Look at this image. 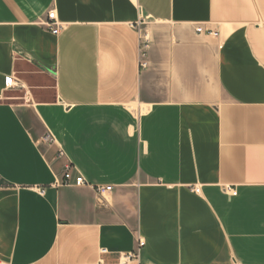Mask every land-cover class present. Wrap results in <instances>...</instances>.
I'll return each instance as SVG.
<instances>
[{
    "label": "crops",
    "instance_id": "0c3cea01",
    "mask_svg": "<svg viewBox=\"0 0 264 264\" xmlns=\"http://www.w3.org/2000/svg\"><path fill=\"white\" fill-rule=\"evenodd\" d=\"M0 264H264V0H0Z\"/></svg>",
    "mask_w": 264,
    "mask_h": 264
},
{
    "label": "built area",
    "instance_id": "2783aa9c",
    "mask_svg": "<svg viewBox=\"0 0 264 264\" xmlns=\"http://www.w3.org/2000/svg\"><path fill=\"white\" fill-rule=\"evenodd\" d=\"M44 26L49 29L53 34H59L62 30L61 24L57 21V15L55 10H50L47 14L46 20L43 22ZM198 32H202L203 29L201 27L197 28ZM149 45V38L147 36H144L143 43H142V55L143 57L146 56V49ZM143 65H146L144 62ZM19 84L13 77H8L6 79V87L8 89L15 88ZM40 144L52 146L56 145V138L54 134L51 131H47L43 134V136L38 140ZM58 157L62 158L65 157V152L62 149H59L58 151ZM61 185H74V186H85L89 185L92 186L97 193L103 195L107 192H111L113 190V186L111 185H95L93 186L91 183H89L84 176L82 175H74L73 174V164L70 161H67L64 165V174H63V180L60 183ZM195 192H200L199 187L194 188ZM227 190L231 191L232 194L236 193V190H233L230 187H227ZM137 248L130 252L122 253L120 256V261L123 263H128L131 261H138L140 262L141 258V249L145 245V240L138 236L137 238ZM103 251H106L105 249Z\"/></svg>",
    "mask_w": 264,
    "mask_h": 264
},
{
    "label": "rangeland",
    "instance_id": "374dc122",
    "mask_svg": "<svg viewBox=\"0 0 264 264\" xmlns=\"http://www.w3.org/2000/svg\"><path fill=\"white\" fill-rule=\"evenodd\" d=\"M38 84L41 85L40 92L36 94H41V96H45L47 99H53L54 95V79L52 76H46L43 79L38 81ZM18 95H22V92H19Z\"/></svg>",
    "mask_w": 264,
    "mask_h": 264
}]
</instances>
